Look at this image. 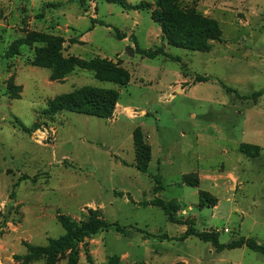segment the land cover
I'll use <instances>...</instances> for the list:
<instances>
[{"label": "rangeland", "instance_id": "1", "mask_svg": "<svg viewBox=\"0 0 264 264\" xmlns=\"http://www.w3.org/2000/svg\"><path fill=\"white\" fill-rule=\"evenodd\" d=\"M127 1L151 9L0 0V264H20L15 257L26 255V243L43 247L64 236L61 217L77 224L98 217L123 228L86 239L79 264H111L113 257L116 264H264V254L246 246L220 251L197 236L180 240L191 225L220 244L244 237L264 245V0H176L218 24L220 40L208 51L170 45L152 17L157 0ZM94 15L104 26L88 33ZM30 33L63 39L65 57L113 62L129 73V84L81 69L52 81L51 70L31 64L37 43L7 57ZM160 47L172 58L137 52ZM202 76L209 80L198 82ZM86 86L119 92L109 118L46 113L56 96ZM137 138L151 151L147 173L137 167ZM242 144L258 145L260 156L242 154ZM154 199L173 207L172 218L142 204Z\"/></svg>", "mask_w": 264, "mask_h": 264}, {"label": "trees", "instance_id": "2", "mask_svg": "<svg viewBox=\"0 0 264 264\" xmlns=\"http://www.w3.org/2000/svg\"><path fill=\"white\" fill-rule=\"evenodd\" d=\"M77 1L80 5L85 6L88 1L99 0ZM105 1L118 4L125 10L148 11L151 9V3L146 1L134 5L128 3L127 0ZM156 5L158 9L153 12L152 17L161 25L163 36L170 45L193 51H208L210 49V41L220 40L222 31L215 21L203 17L198 12L182 10L176 0H157ZM96 23L97 21L93 19L92 25L94 26ZM100 24L104 25L103 23ZM116 36L119 40L126 38L121 36L119 31H116ZM71 42L75 44L78 41L72 39ZM36 43L41 45L35 47V55L31 64L35 67L51 70L50 78L52 81H62L76 69H81L94 72L95 78L101 82H112L119 86H126L130 82V75L126 70L106 59L85 60L73 56L65 57L62 51L63 39L51 38L45 34L30 33L24 41L16 42L9 49L7 57L18 55L19 48L23 44L32 46ZM137 52L149 59H154L160 55L171 57L165 52L163 47L154 50L137 48ZM197 80L198 82H206L209 79L202 76L198 77ZM10 89L14 98H20L18 93H16V90H21L20 86L18 87L12 83ZM227 90L232 91L230 88H227ZM118 101L119 92L115 89L86 86L75 89L70 93L56 96L49 102L46 113L48 115H55L62 111H71L107 119L113 114ZM28 131L30 132V130ZM136 148L137 167L142 173H147L148 164L151 160L150 148L138 138L136 139ZM240 151L249 158H258L262 149L258 145L242 144ZM155 179L159 183L155 189V193H159L163 190V187L161 186L160 179L157 177ZM206 195L207 193L202 192V199H205ZM142 204L160 207L169 218H172L174 213L173 207L160 199H154L151 202H144ZM60 220L67 233L58 239H50L48 245L43 247L26 243V255L15 257L20 260V264H29L31 261L41 257L46 258V264H56L58 257L66 252H69L68 264H79V246L86 239L111 228L123 233V228L119 224L109 223L98 217L89 218L87 222L81 224H77L66 217H61ZM191 236H197L203 241L211 242L220 251L246 246L254 252L264 254V245L259 244L252 238L242 237L237 242L220 244L217 235L207 232L198 233L190 225L180 240H185ZM117 261L118 258L113 257L110 263L116 264Z\"/></svg>", "mask_w": 264, "mask_h": 264}, {"label": "crops", "instance_id": "3", "mask_svg": "<svg viewBox=\"0 0 264 264\" xmlns=\"http://www.w3.org/2000/svg\"><path fill=\"white\" fill-rule=\"evenodd\" d=\"M142 2V1H141ZM128 3H130V2H128ZM130 4H132V3H130ZM134 5V4H133ZM92 19H94V20H98V18H96V15H94L93 17H92ZM100 23H102V22H97L94 26L92 25L90 28H88V30H87V32L88 33H91V32H94L97 28H98V26H101V24ZM104 26V25H103ZM106 26V25H105ZM107 28L108 29H110V26L108 25L107 26ZM85 35H87V33L86 34H83V35H80V38H79V40L81 41V42H85ZM126 39H124V40H122V41H125ZM166 53H168L167 51H166ZM169 54V53H168Z\"/></svg>", "mask_w": 264, "mask_h": 264}, {"label": "water", "instance_id": "4", "mask_svg": "<svg viewBox=\"0 0 264 264\" xmlns=\"http://www.w3.org/2000/svg\"><path fill=\"white\" fill-rule=\"evenodd\" d=\"M127 51H128V53H129L131 56L134 55V51H133L131 48H128Z\"/></svg>", "mask_w": 264, "mask_h": 264}]
</instances>
